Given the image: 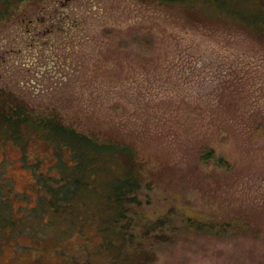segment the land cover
<instances>
[{"label":"rangeland","instance_id":"374dc122","mask_svg":"<svg viewBox=\"0 0 264 264\" xmlns=\"http://www.w3.org/2000/svg\"><path fill=\"white\" fill-rule=\"evenodd\" d=\"M10 10L0 97L137 151L151 188L142 215L164 223L151 232L156 264H264V34L206 0H23ZM48 157L38 140L0 137V264H109L92 223L49 226L32 173L39 164L48 174ZM189 217L239 234L186 229Z\"/></svg>","mask_w":264,"mask_h":264},{"label":"trees","instance_id":"16d2710c","mask_svg":"<svg viewBox=\"0 0 264 264\" xmlns=\"http://www.w3.org/2000/svg\"><path fill=\"white\" fill-rule=\"evenodd\" d=\"M22 1L0 0V7H4L0 8V19L8 17L10 8ZM158 1L187 6L193 2ZM206 1L220 14L251 24L264 34V4L256 7L255 0ZM251 2L252 8L245 7ZM0 137L18 143L38 140L49 148L48 174L40 171L39 164L32 173L42 191V202L53 215L50 227L65 225L82 231L84 225L92 223L102 237L101 249L112 258L109 264H156L154 247L159 241L151 232L163 229L164 223L154 224V229L144 220L142 212L151 204V188L130 144L80 133L53 118H36L28 107L5 94L0 97ZM214 154L206 149L203 158ZM191 218L186 229L216 236L239 234L230 223L208 225Z\"/></svg>","mask_w":264,"mask_h":264}]
</instances>
